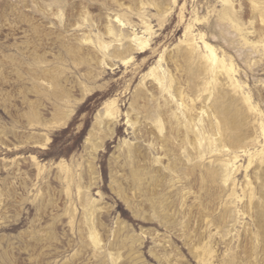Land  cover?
Returning a JSON list of instances; mask_svg holds the SVG:
<instances>
[{"label": "bare ground", "instance_id": "bare-ground-1", "mask_svg": "<svg viewBox=\"0 0 264 264\" xmlns=\"http://www.w3.org/2000/svg\"><path fill=\"white\" fill-rule=\"evenodd\" d=\"M50 1L48 2L50 3ZM53 1L55 3L56 0ZM59 1L61 0L57 1L58 5ZM90 1L92 0L81 1L82 4L80 6L78 5L79 8L77 9L76 17L74 16V19H70L73 16L72 14L69 18L72 21L67 19L68 22H65V24L63 20V26L58 24V21H54V19L62 14L60 13L61 8L59 9V6H57L58 8L56 6L54 8L51 4H45L42 1L44 4L41 2V5L38 4L40 8L37 9L38 6L36 8V17L33 16L34 18L32 20H26L27 22H25L27 23L28 29L30 28V36L33 38L34 43H28L29 40L26 41L27 43L21 45L18 43L17 49L20 58L14 60V57V61L7 60L4 62L12 74H17L18 84L24 86L23 89L27 87L28 90L41 99H39L40 101L37 105L35 104L36 102L33 103L35 106L30 101L28 104L26 103L30 107L29 109L27 108L29 111L25 109L28 111L27 116L29 119L27 124L24 123L27 125L26 128L29 131L28 137L30 138L40 139L43 136V132L36 127L38 125L37 123L47 129L55 126V124H49L50 122L45 124L39 121V116H41L39 115V111L41 109L49 110L55 115L54 118L56 115H60L62 119H67L72 111L71 107L73 103L77 101L76 96L75 98L72 97V92L79 90L80 97L77 99L83 101L82 98L85 95H90L94 91L103 88L105 86L104 81L102 83L96 82L97 79L99 80L103 70L124 67L123 72L128 68L129 71L135 72L136 70H140L141 67H145L150 62L152 56L143 57L140 62L137 61L136 57L149 50H152V53L155 52L156 40L153 41V39L159 36V33L157 34L158 30H164L168 27L166 23L167 17L177 4V0H102V2H98L100 12L98 18H96L94 17L96 13H93V16L87 11L93 5V3L91 5L88 4ZM215 3L216 5L212 8L210 7V12L214 14L217 19L216 21L222 22L230 30L232 29L236 33L239 41L257 52L261 59L264 56V0H215ZM87 4L89 6L88 8H86ZM179 15L182 17V8L179 10ZM198 20L199 17L196 13H193L184 25L182 35L176 43L174 42L171 46H164L161 50L157 51V59L149 63L147 70L142 72L138 81L131 88L128 102L129 110L125 116L126 122L131 125L135 133L144 130L148 134L145 145L148 149L151 148L155 153H158L156 160L149 157L148 159L152 161L144 162L142 165L139 164L140 168H137L139 169L140 175L136 173L138 177L135 183L141 188H138L141 192L143 191L142 187L149 185L150 180H152V175L149 176L150 173L148 171L147 173L149 174L147 175L146 170L156 168L159 171L162 178L160 177L161 179L157 181H159V186L162 187L161 196H163V202L167 203V211H165L166 208L164 206V208L162 207L160 209L172 221L176 220V224L172 229L180 235V238L181 235L185 234L184 221L181 218L193 209L195 214L193 218H196L199 222L200 229L199 227L198 229L200 230L202 238L197 237L199 232L197 233L196 230L195 233H193L194 231H191V233L189 231V234L197 235L196 237L200 238L201 241L192 246L191 242L194 241L195 235L192 238L189 234L187 235L189 236L187 237V241L191 243L193 257L196 259L197 264H264V112L258 103L253 101L250 89L246 83L239 78L238 71L240 69H237L232 58L224 53H219L205 38V34L200 29L194 28V23L198 22ZM153 21H155V24H153ZM223 24L222 26L220 25L222 29L225 26ZM155 26L157 27L155 28ZM229 28L224 29L228 30ZM21 33V35H26L24 30ZM39 46L43 50L41 49L40 51L38 49ZM54 48L56 51L53 50ZM164 58L166 59L167 66H162ZM109 73L112 72L110 71ZM87 83H91V85H87ZM262 90L261 92L264 91ZM22 99L24 101V98ZM119 112L120 109L116 96L107 98L102 102L95 115V130L93 129L92 134L90 133L92 135L91 146L85 140L89 148L91 147L92 149L90 152L88 148L90 158L92 157L90 155H94L93 152L104 141L103 138L107 132L115 127L114 125L119 116ZM22 138L24 139V137ZM47 140L49 138L45 136L44 141L42 140L43 142L40 139L41 142L36 140L34 143L36 146H41L45 145ZM27 142L28 140L25 143ZM131 147L132 145L127 143L121 148L122 151H117L121 153L119 156L115 151L113 152V154L115 153L117 155L116 158L114 157L115 159L112 158L114 159V161L112 160L114 168L110 165L111 163L109 164L112 167L110 168V175L113 179L117 178L120 180L125 173L122 172L124 166L128 164L130 159H134L131 158V155H133L131 154ZM140 154L139 156L142 157ZM90 158L87 161H90ZM92 158L95 159L96 156ZM21 160L19 159L18 161ZM27 161L24 160L26 165L29 164L30 160L26 163ZM136 161H133V163ZM5 163V165L8 164L7 162ZM15 163L12 168L10 167V172L8 169V172L12 174L13 179H18L21 182V171L23 170L22 168H20L21 171L19 170V163L17 161ZM86 165L83 166V170L87 167ZM55 167L56 171L54 169L55 172L54 175L52 174V178L55 177L62 184L63 189H61V195H63L64 206L61 212L63 211L62 214L67 217V220L63 215L61 217L64 218V222L67 221L69 230L76 228L81 245L79 248L77 246V248L80 249L81 247L82 252L85 250L87 252L85 253L88 254V257L84 255L87 257V260L83 257V260L86 261L82 263V260L81 263L86 264L92 259L94 260L92 263L97 261L99 264H117L118 259L120 260L121 257L127 255V259L131 260V264H142L140 262L142 258H139L141 256L137 255L139 252L136 251V254V252L132 251L137 248L136 241L139 242V240L133 238L136 240L134 241L126 238L131 234L127 236L126 233L124 238H119L121 234L118 235L116 241L118 240L117 242H120V244L116 248H108L109 246H106L105 241L102 242L96 235L93 229L95 226L93 224L96 222H93V219L97 213L99 215V209L101 212L102 209L107 210V208H102L105 205L100 208L97 204L100 201L90 196L89 190L91 189L89 188L90 186L92 187L90 185L91 182L90 184L87 183L89 186L79 184L78 182L82 178H78V181L75 173L69 169L70 165L68 168L62 159L55 162ZM131 168L134 169L133 166ZM87 170L84 171L87 172ZM51 172L53 173V171ZM35 173L33 176H35V179H38L41 174L38 164L35 165ZM84 173L82 174L84 175ZM90 173L96 172L90 171ZM134 174L132 173L131 177ZM156 174L158 173H155V176ZM80 175L79 177L83 176ZM126 176L121 179H126L127 183L130 179L128 180V174ZM94 177L91 178L94 179ZM157 177L156 179L159 178ZM23 178L24 180L26 179L24 175ZM131 179L133 180L134 178ZM132 180H130L131 183L134 182ZM20 182L18 186H20ZM121 182L125 183V180ZM22 183L25 182L22 181ZM131 183L128 184L130 185ZM8 184L10 187L14 186H11V182ZM29 184L32 188L35 187L33 181ZM21 185L24 186V184ZM113 185L112 187L115 189V185ZM137 185H132L135 190L133 192L131 191L132 195L130 198L133 196L132 199L135 200L134 202H139V204L148 202L146 200L148 198L143 196L145 198L144 200L141 193L135 188ZM140 185L143 186L141 187ZM30 186L28 187L30 188ZM156 186L158 187V185ZM155 192L157 193V191ZM160 192L157 194L160 195ZM38 196V193L34 194L37 200L39 199ZM49 196H51L50 193ZM33 201L36 200L34 199ZM130 206L134 208V205ZM50 207L52 208V206ZM149 207L152 208L154 206L150 205ZM169 207H172V209ZM58 212L61 214L59 210ZM77 212L78 217L76 220ZM190 214L189 217L191 218L192 216ZM53 218L55 217L53 216ZM54 223L56 222L54 221ZM62 224L64 223L62 222ZM67 227L64 226L65 230L69 231L66 229ZM240 229L245 234L244 236L247 235L251 243V250L248 252L249 254L245 260L239 259V254L235 259H233L234 257L231 258V254L229 255L228 251L230 250L229 244L231 240L239 234L243 236V233L239 232ZM39 230L41 231L42 229L40 228ZM113 232H115V229ZM124 233L122 232L121 237ZM45 234L47 235V233ZM151 234L150 236H152L155 246L159 250H167L168 247L166 248L165 244L166 237L165 239L163 237L165 235L162 234V236L154 233L153 236ZM36 235L38 236V234ZM46 235L42 233L38 236L41 241V251L47 250L51 247L50 243L54 242L52 238L50 243H48L49 241L46 242L47 239H50L46 238ZM34 236H30L29 238L31 239ZM247 238L245 239L248 240ZM70 239L73 240L72 238ZM245 239L243 241L246 242ZM54 245L55 242L52 246ZM247 249H249L248 246ZM109 250H114V252ZM123 250H127V252H123ZM245 251L243 252L244 254L249 250ZM79 253L81 254V252ZM157 255L156 257H158ZM76 257H73V262ZM79 257L76 263L80 262ZM158 258L159 263L161 261L160 264H179V261L176 262L178 260L175 259L176 257L168 258L167 253L161 254V256L159 255ZM64 260L66 263V259Z\"/></svg>", "mask_w": 264, "mask_h": 264}, {"label": "rangeland", "instance_id": "rangeland-1", "mask_svg": "<svg viewBox=\"0 0 264 264\" xmlns=\"http://www.w3.org/2000/svg\"><path fill=\"white\" fill-rule=\"evenodd\" d=\"M39 1H40V3H38ZM42 1L45 2V4H51V6L54 8H55V6L56 7L59 6V9L61 8L60 13H62V14H60L59 17L54 19V21L55 22L58 21L57 23L61 24V26H63L65 24V22H68L70 16H72V14H73V16L70 19H74L76 17V14L78 11L77 9L79 8L80 4H82L81 1H83V0H81L80 2H79V0H68V1L67 0H63V1L61 0L62 3H61V1H59V5L57 3L58 0H56L55 3L53 0L52 1H50V0H0V59H1L0 62L2 61L1 62L2 65L0 64V69L3 67L2 68L3 70L2 69H1L2 71L0 70L1 71L0 72V132H1L0 134L2 135V136L0 135L1 136L0 137V141H1L0 142V264H68V263L69 264L70 263L71 264H82L83 262H85L87 260V257H88V254H86L87 252L85 250H83V252H84L83 253L81 250V247H80V249H78L79 246H81V245H80V241H79V237H78L76 228L71 229L72 231L69 230V228L67 227V221H66L67 217H65V215L62 214L63 211L61 212V210H63V206H64L63 195H61L62 194L61 189H63V187H62L61 182H59L55 177L52 178V176L54 175V172L56 171L55 162L58 161L59 159H62L68 168L70 165L69 169H71L75 173L77 179L82 178L81 179L82 181L81 180L79 181V179H78L79 184L86 186L87 183L90 184V182H91L90 185H92V187L90 186V188H89V189H91V190H89L90 196L100 201V202L97 201L98 202L97 204L100 208L103 205H105V206H103L102 208H104V209L107 208V210L102 209L101 212L99 209V215L97 213L95 218H94L95 221L93 219V222H96L93 224V226L95 225L93 229L95 230V233L100 238V240L102 242L105 241L104 243L106 244V246L107 245L109 246V247L107 246L108 248H116L117 245L120 244V242H117L118 240L116 241L117 236L120 234L122 235V232L123 233L125 232L124 235L122 237L120 235L119 238H124L126 235L129 236V234H131L130 235V236H132L131 238H129L130 236L126 237V238L129 240H134L133 238H135V239L139 240V242L141 243L140 244L138 241L134 240V241H136L138 246L135 250H132V251L133 252H136V251L139 252L138 254L136 252V254L138 256H141L139 258H142L141 259L142 261L140 260V262L142 264H160L161 261L159 263L158 257H159V255L161 256V254L163 255L164 253H167L168 258L176 257L175 259H178V260H176V262L179 261V264L180 263L181 264H183V263H185V264H197L196 259L193 257V253H192L191 248H192L193 244H197L198 242H200L201 241L200 238H202V237H201L200 230H199L200 229L199 222L197 221L196 218H193V216L195 215L193 212V209H192V211L188 212L189 214L191 213L190 214V216H192L191 218L189 217L188 213L183 215V217L181 218L182 221H184L183 226H184V233L185 234L181 235V238H180V235H178L174 231V229H172L173 226H175V224H176V220L172 221V219H170L162 211V209H160L164 206L166 208V210L165 209H163V210L167 211V203L163 202V196H161L162 195V187L159 186V183H158L159 181H157V180L162 178L161 177L162 175L159 174V171L156 168H150V169L146 170V173H147V171L150 173V174L147 173V175L148 174H149V176L152 175V180H150L149 185L153 182V183H155L154 184L155 187L152 186L153 183L150 186L146 185V187H142L143 185H140L142 187V190H143L140 192L141 188L135 183V180L137 179L138 175H140L139 169H138V168H140V165H142L144 162L152 161L151 159L156 160L158 153L156 152L157 153L156 154L154 150H152L151 148L148 149V147L145 145L146 139H148V134L144 130H140L139 132L135 133L132 130L131 125L126 122L125 116H126V112H128V110H129L128 109V102H129V97H130V93H131V88L138 81L139 76L142 74V72H145L147 70L149 63H151L157 59V57H158L157 51L161 50L164 46L167 47V46L173 45L174 42L176 43L178 38L182 35L184 25L186 24L189 17L193 13H196V15L199 17L198 22L194 23V28L200 29L205 34V36H206L205 38L216 48V50L219 53H224L226 55H229L232 58L233 62L236 64L237 69L238 70L240 69L238 71L239 78L243 82L246 83V85L250 89L253 101L258 103V105L263 110V112H264V91H263L264 90V87H263V85H264V80H263L264 79V71H263V69H264V56L260 59L259 54L257 52H255L249 46H246L239 41L236 33H234V31L232 29L230 30V28L228 26H226L225 24H223L222 22L220 23L219 21H216L217 20L216 17L214 16V14L212 12H210V9L214 5H216L215 0H210V1L209 0H177V4L174 6L173 11L167 17L166 23L168 24V27L164 30H158L157 34L159 33V36L156 37L155 39H153V41L156 40V44L154 47L155 52L152 53V50H149L146 53L141 54L138 57H136L137 61L140 62V60L143 57H149L150 55L152 56L150 62L147 63V65L145 67H141L140 70H136L135 72L129 71V68L123 72L124 67H118V68L113 69V70L112 69L103 70L102 74L100 75L101 78L99 77V80L97 79L96 82L102 83L104 81L103 83L105 84V86H103V88H101L99 90L94 91L90 95H85L82 98L84 102L77 99L80 97V94H79L80 91L79 90H74L72 92L73 93L72 97L75 98V96H76L77 101L75 100L76 102L73 103V106L71 107L72 111L69 114L70 116H68L69 118L67 117V119H64V118L62 119L60 115H56V117L54 118L55 115H53L47 109H41V111H39V115H41V116H39V118H40L39 121H42V123H45V124H48L49 122H50L49 124H55L54 127L47 129V128L43 127L42 125H40L39 123H37L38 124L36 126L37 129L40 130L41 132H43V136H44V137L42 136L40 138L41 141L42 140L44 141L45 136H47L49 138V140H47L45 145H41L42 146V148H41V146H36L34 143V141H36V140L41 142L39 138L34 139V138L28 137L29 131L26 128L27 125H25V123L27 124V121L29 119L27 116V113L29 111L28 109L30 108V107H28L29 105H27L28 102L30 101L31 104L35 106V104L37 105L41 99H40V97H38L34 93H32L30 90H28L26 86H25L26 89H23L24 86H22V85L20 86V84H18L17 74H14V73L12 74V72L10 70H8L9 68L7 67V64L6 63L4 64V62H6L7 60L14 61V60H18L20 58L19 57L20 56L19 51L17 49V46L19 44L21 45V44L27 43L26 41H28V40H29L28 43H30V44L34 43L33 38L30 36V32H29L30 28L28 29L27 23H25V22H27L26 20H32L34 17H36V15H37L36 10L40 8ZM48 1H50V3ZM43 2H42V4H44ZM78 2H79V4H78ZM98 2H102V0H97V1L92 0L88 4L91 5L93 3V5H91L89 7L87 4V7H86V8L89 7L87 9V11L90 12L91 15H93V13H96V14H94L96 16L93 15L96 18H98L99 12H100L98 9ZM208 3H210V4H208ZM38 4H40V5H38ZM196 4H198V5H196ZM37 6H38V8H37ZM180 8H182V17L183 18L180 17V15H179ZM203 10L206 11L205 14H204ZM199 13L202 15H200ZM213 17L215 20L213 19ZM63 20H64V22H63ZM69 21H72V20H69ZM62 22L64 24H62ZM153 22L152 23L155 24V21H153ZM222 24L226 26V27L223 26V29L221 27ZM206 25H208V26H206ZM25 27H27V28H25ZM156 27L157 26H155V28ZM224 28H226V29L229 28V29L226 30ZM207 29H208V32H207ZM20 30L21 31L24 30L26 35H21L22 33ZM30 37H31V39H30ZM25 38H27V39H25ZM23 39H25V40H23ZM235 41H236V43H235ZM16 42H17V44H16ZM38 49L40 51H41V49L43 50V48L41 46H39ZM53 50L56 51L55 48ZM14 57H15V59L13 60ZM3 58H4V60H3ZM253 59H256V60H253ZM165 60L166 59L164 58V60L162 61V66H167ZM257 61H258V63H257ZM110 71L112 73H109ZM87 85H91V83H87ZM126 87H127V90H126ZM258 87H259V89H258ZM256 90H258L259 92ZM261 90L263 92H261ZM113 96L117 97V102H118V106L120 109L119 116H118L117 121L114 125L115 127H113V129H112L113 131L111 130L112 132L111 131L107 132V134L103 138V140H104V141H102L103 144L101 143V145L97 147L95 152H93L94 155H90L94 158L96 156V158L95 159H93L92 157L90 158L88 153H89V151L91 152L92 149H91V147L89 148L88 145L90 144V146H91L92 135H90V133L92 134V131H94L95 130L94 128L96 127V123H95L96 122L95 121L96 120V118H95L96 112L99 110L102 102L105 99L113 97ZM27 97H28V99H27ZM37 97H38V99H37ZM22 98H24V101ZM31 99H32V101H31ZM79 101H81V102H79ZM33 103H35V104H33ZM25 109L28 111H26ZM72 112H73V114H72ZM41 117H42V119H41ZM48 118H49V120H48ZM59 119H61V120H59ZM62 121H64L65 123ZM58 124H60V125H58ZM91 127H92V129H91ZM57 128H58V130H57ZM131 132H133V133L131 134ZM21 133H23V134H21ZM139 133H141L140 134L141 136L139 135ZM24 134H25V136H24ZM112 134H113V136H112ZM136 134L139 136L137 137ZM142 135H144V136H142ZM21 136L24 137V139ZM146 136H147V138H146ZM21 139H22V141H21ZM25 139L28 140L27 143H25L26 142ZM89 139H90V141H89ZM85 140L87 143L89 142L88 145L86 144ZM18 141H20V142H18ZM2 142H3V145H2ZM31 142H33V143H31ZM126 142L130 143L132 145L131 154H133V155H131L132 156L131 158H134L137 161L134 159L133 160L130 159L128 164H126V166H124V168H123L122 172H125V173H124V176L122 175V177H125L127 174L131 177L132 173H135V174L137 173L138 175L134 174L131 177V178H134L133 179L134 182H132V183L130 182V180H132V179L129 176H128V180L129 179L130 180L129 181L127 180L128 182L126 183V179H121L122 178L121 177L120 180L116 178L117 179V181H116V179L115 178L113 179V177L110 175V170H111L110 168H112L111 166H113L114 159L117 157V155L119 156L121 154L120 152H117V151H122L121 148H123L127 144ZM7 146L8 147L10 146V147L8 148ZM139 146H141V147H139ZM86 147H87V149H86ZM144 148H146V149H144ZM86 150L87 151L89 150V151L87 152ZM132 150H133V152H132ZM145 150H147V151L145 152ZM114 151L117 153V155L115 153L113 154ZM138 151H139V154L141 152L140 155L142 157L139 156ZM142 153H143V155H142ZM87 154H88V156H87ZM136 154H138V155H136ZM144 155H145L146 161H145ZM146 155H147V157H146ZM20 156H21V158H20ZM86 156H87V159H86ZM26 157H28V158H26ZM139 157H140V159H139ZM149 157L151 159H148ZM22 158H24V159H22ZM89 158H90V161H87V160H89ZM112 158H114V159H112ZM14 159H15V161H17V163H19L18 164L19 170L21 171L20 168H22V170L24 171V172L23 171H21V172H22V181L25 183H22V181L20 182V180H18V179H16L17 180L16 181L15 179L12 178V174L9 173L12 166L14 164H16ZM19 159L20 160L22 159L23 161L22 160H21L22 162L18 161ZM147 159H148V161H147ZM24 160L25 161L30 160V162L32 160V162L31 163L29 162L30 165L29 164L26 165L24 163ZM28 161L26 163H28ZM34 161H35V163H34ZM91 161H93V162H91ZM133 161H136L137 164H136V162L133 163ZM5 162H7L8 164L5 165L6 164ZM11 162H14V163H11ZM9 163H11V164H9ZM36 164H38V166L40 167V172L42 174V175L40 174L38 179H35V176H33L36 174L35 173V165ZM86 164H88L90 167ZM22 165L23 166L25 165V167H23ZM84 165L87 166V167L85 166L87 169L90 168L91 170L88 169L89 170L88 171L84 167L85 168L84 170H87V172L84 171L83 170ZM128 165H129V167H128ZM19 166H22V167H19ZM53 166H54V168H53ZM132 166L134 167V169L131 168ZM30 167H31V169H30ZM2 168H3V170H2ZM23 168H25L27 171ZM113 168H114V166H113ZM8 169H9V172H8ZM54 169H55V171H54ZM132 170H135L136 172L135 171L132 172ZM151 170H153V171H151ZM51 171H53V173ZM90 171H94L96 173L91 174ZM50 172H51V174H50ZM130 172H131V174H129ZM82 173H84L85 176ZM155 173H158V174H156V176H155ZM80 174L83 176L79 177ZM23 175L27 180L26 179L24 180ZM94 175H95V177H94ZM157 175L159 178L157 177ZM88 177H89V180H88ZM91 177H94V179L96 178L97 181ZM156 177L158 179H156ZM239 177H240V175H239ZM126 178H127V176H126ZM10 179H12V180H10ZM28 179H30V180H28ZM7 180H10V181H7ZM54 180H55V182H54ZM85 180H88V181H85ZM122 180L123 181L125 180V183L121 182ZM14 181H15V183H13ZM18 181L21 184H24V186L26 188L21 184H20V186H18L19 185ZM28 181H30L29 183H32V181H33L35 183V187L32 188V186H30ZM6 182H8V183L11 182V186L12 185H14V186L10 187L9 184ZM26 183L28 184V186H30V188L27 186ZM46 183H48V184L46 185ZM128 183H131V184L129 185ZM89 184L87 186H89ZM113 184L115 185V189H114V187H112ZM40 185L43 187H41ZM132 185L133 186L137 185V187H135V188H137V191H139L141 193V196L142 197L146 196V198H148L150 200L146 199L148 202L145 201L146 203L143 202V204L142 203L139 204V202L135 203L134 202L135 200L132 199L133 196H132V198H130L132 195V192L135 190L134 187H132ZM156 185H158L159 188ZM48 186H50V187H48ZM20 187L23 189H21ZM138 188H140V189H138ZM160 190H161V192H160ZM155 191H157V193L160 192L161 194L159 195ZM42 192H44V193H42ZM45 192H49L51 196H49V193H45ZM28 193H29V197L27 198ZM36 193H38V195L40 196V197L38 196V198H39L38 200L34 197V194H36ZM41 194H42V196H41ZM157 198H159V199H157ZM34 199L36 201H33ZM143 199L145 200L144 197H143ZM42 200H44V201H42ZM160 200L162 201V203ZM37 201H39V202H37ZM127 201H129V202H127ZM131 203H133V204H131ZM130 205H134V208H132L133 206H130ZM150 205L154 206V207L151 208V207H149ZM50 206H52L53 209ZM169 208L172 209V207H169ZM58 210L60 211L61 214H59ZM162 212H163V214L161 215ZM56 214L59 216H57ZM62 215L66 219L65 220L66 222H64V218L61 217ZM53 216L55 218L52 219ZM77 217H78V212L76 214V220H77ZM189 218H190V220H189ZM51 221H52V223H51ZM54 221L56 223L58 222L59 224L54 223ZM33 222H35L36 224ZM62 222L64 224L61 225ZM184 223H185V225H184ZM64 226L67 227L66 229L71 231L72 234H71V232L69 233V231H66ZM198 227H199V229H198ZM40 228L43 231L42 230L40 231L39 230ZM114 229H115V232H113ZM195 230L197 233L199 232L198 234L196 233L198 236L194 234L195 235V237H194V235H191L188 233L189 231H190V233H191V231L192 232L194 231L193 233H195ZM117 231L118 232L120 231V233H118ZM153 232L155 234H158V235L159 234L165 235V236H163V235L162 236L164 237V239L166 237L165 244H166V248L168 247L167 250L165 249L166 251L165 250L162 251L161 249L159 250L155 246L154 240L152 239V236H150L151 233H152L151 235L154 236ZM239 232L243 233V231L241 229L239 230ZM239 232H238V234H239ZM30 233H31V235H30ZM42 233L44 235H46L45 233H47V235L45 237L50 238V239H47V241L45 239L46 242L49 241L48 243H50L52 241V239L54 240V242H55L54 246L56 248L54 246H52L54 244V242H51L50 246L52 247V249H51V247H49L50 249L48 248L47 250L41 251L42 250V248H40L41 247V241L39 240L38 236H39V234H42ZM36 234H38V236ZM188 234H189V236H192V238L194 237V239H193L194 241L192 240L193 242H191L192 246H190L191 243L189 241H187L188 240L187 237H189V236H187ZM29 235L30 236L35 235L36 237L35 236L31 237V239H32L31 240L29 238L30 237ZM244 235H245L244 233H243V236L241 234H239V235H237V237L236 236L234 237L235 239L233 238L231 240V242L229 244L230 250H228L229 255L231 254V256H230L231 258L234 257L233 259H235L236 257H238V254L240 255L238 258L241 260H245V258H247L246 256L249 254L248 252H250V250H251L250 249L251 243H250L249 239L247 238V235L246 236H244ZM196 236L200 237V238H197ZM69 237L72 238L73 240H71ZM244 237L247 238L248 240H246ZM243 239H245L246 242L243 241ZM72 241H73V243H72ZM114 242L116 245L114 244ZM237 242H239L240 244L242 243V244L240 245ZM247 242H249L250 244ZM38 243H40V244H38ZM70 243H71V249H70ZM113 244H114V247H113ZM237 245H238V247L243 245L246 248L243 246L238 248ZM77 246H78V248H77ZM247 246L249 249H247ZM53 248H54V250H53ZM241 248H244V249L241 250ZM74 249H75V251H73ZM188 249H190L191 251ZM245 249H247L249 251L246 250L247 251L246 252ZM77 250H80V251L77 252ZM109 251L114 252V250H109ZM244 251L246 252L245 254L243 253ZM79 252H81V254ZM123 252H127V250H123ZM154 253H155V255H154L155 257L153 256ZM233 254H234V256H233ZM79 255H80V257H79ZM84 255L87 257H85ZM156 255L158 257H156ZM243 255H245V256H243ZM126 256L127 255H124V257H121L120 260L118 259L117 264H131L130 263L131 260H128L127 259L128 256L127 257ZM73 257H76V258H74L75 263L72 261ZM78 257H79L80 262L76 263L78 261ZM83 257H85L86 260H83L84 259ZM156 258H158V260H156ZM64 259H66V263H65ZM62 260H63V262H62ZM81 261H82V263H81ZM93 261L94 260L90 259V262L88 261L87 263L91 264ZM96 263H98V262L95 261L92 264H96Z\"/></svg>", "mask_w": 264, "mask_h": 264}]
</instances>
